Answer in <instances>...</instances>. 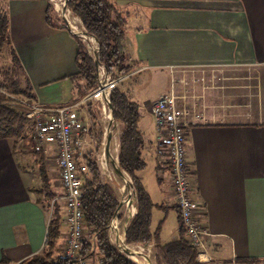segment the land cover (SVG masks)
<instances>
[{
  "label": "crops",
  "instance_id": "0c3cea01",
  "mask_svg": "<svg viewBox=\"0 0 264 264\" xmlns=\"http://www.w3.org/2000/svg\"><path fill=\"white\" fill-rule=\"evenodd\" d=\"M4 1L11 43L30 79L35 103L53 109L74 107L88 124V103H73L78 96L72 78L78 72L77 35L63 26L54 1ZM110 1L127 20L124 50L137 63L125 76L159 71L171 78L169 90L152 102L124 92L140 111L147 164L138 176L156 204L153 230L162 223L164 244L180 237L170 163L158 154L161 133L156 122L148 126L143 121L147 115L155 120L154 104L174 93L177 106L187 112L183 122L190 196L195 218L208 232L206 256L264 264V0ZM52 5L58 26L49 21ZM68 19L84 27L70 9ZM26 141L15 145L0 140V262L10 264L22 263L46 243L52 209L39 202L36 190L42 183L36 174L41 163L56 185L57 197L64 194L57 143L48 141L41 162L33 149V131ZM92 141V147L78 148L77 161L84 162V155L96 150ZM58 202L64 214L65 203ZM136 212L137 207L133 216ZM66 236L65 228L60 255Z\"/></svg>",
  "mask_w": 264,
  "mask_h": 264
},
{
  "label": "trees",
  "instance_id": "16d2710c",
  "mask_svg": "<svg viewBox=\"0 0 264 264\" xmlns=\"http://www.w3.org/2000/svg\"><path fill=\"white\" fill-rule=\"evenodd\" d=\"M68 7L72 15L82 21L86 31L100 40V61L112 79L118 75L125 76L137 67V63L131 61L124 50L123 40L127 20L117 6L110 0H69ZM49 13V21L57 22L55 25L58 26V12L53 5L50 6ZM75 38L78 42V72L72 78L76 80L78 96L73 103L81 101L98 89L97 70L87 43L81 37L75 36ZM7 51L11 53L12 63L7 67H0V140H10L13 144L19 145L28 140L33 131V122L27 117L19 100L36 102V96L11 43L7 5L4 0H0V59H4ZM110 98L120 129L117 153L119 165L131 176L136 192L137 212L127 226V243L140 247L152 245L153 264H203L198 258L199 251L189 242L184 229H180L178 239L166 244L160 240L162 223L157 230H153L152 218L156 204L138 176L147 164L144 159L145 139L139 128V107L122 92L119 86L111 91ZM94 104L88 103L93 122L89 136L95 143L97 142V146L96 150L86 153L83 157L88 168L83 185V215L86 229L84 256L88 257L92 264H96L99 260L103 264H139L138 262L145 264L143 259L135 255L130 257L138 262L123 254L110 239L109 227L119 205L120 196L117 189L105 180L100 168L98 154L104 131L95 112V107L98 105ZM28 132L30 134H27ZM36 154L42 162L44 159L42 151ZM38 168L42 178V183L36 188L41 194L39 202L48 210L52 209V214L43 249L20 264H76L58 254L63 232L61 222L63 211L57 201L58 193L50 181L45 165L41 163ZM95 234H97L96 250L91 252ZM250 263L259 264L260 261L251 259ZM0 264L10 263L3 260Z\"/></svg>",
  "mask_w": 264,
  "mask_h": 264
},
{
  "label": "built area",
  "instance_id": "2783aa9c",
  "mask_svg": "<svg viewBox=\"0 0 264 264\" xmlns=\"http://www.w3.org/2000/svg\"><path fill=\"white\" fill-rule=\"evenodd\" d=\"M52 1L57 11L61 12L64 0ZM102 74L110 93L125 77L118 75L112 79L107 74L105 66L102 67ZM99 93V89L94 90L82 103L99 99ZM21 103L27 117L33 122L34 151H42L51 139L58 145L57 165L64 194L57 197V201L62 200L65 203V213L61 222L67 232L63 256L76 264H92L91 260L84 256L86 229L83 215V185L88 168L85 162L76 159L78 148L92 147L93 141L89 137L90 126L84 124L82 118L72 111L74 107L53 109L35 102ZM152 114L161 133L158 154L167 156L170 163L179 212V227L187 232L189 242L199 251V260L205 264H252L237 257L226 261H214L206 256L204 249L208 242V232L196 220V204L190 196L185 147L186 124L183 122L187 112L177 106L176 95L168 93L157 100L152 108ZM96 237L97 234L93 237L91 252L96 250ZM96 264L103 263L99 260Z\"/></svg>",
  "mask_w": 264,
  "mask_h": 264
},
{
  "label": "rangeland",
  "instance_id": "374dc122",
  "mask_svg": "<svg viewBox=\"0 0 264 264\" xmlns=\"http://www.w3.org/2000/svg\"><path fill=\"white\" fill-rule=\"evenodd\" d=\"M11 63H12L11 62V53H10V51H7L4 59H2V58L0 59V67L1 68L4 66L7 67ZM165 74L166 73H162L159 71H145V72H142V73L134 75V76L128 75V76H125L121 80V82L118 86L122 90V92L129 94L132 99H141V100L150 99L152 102L159 97V94L161 92H166L169 90L167 83H168V85H169V83H171V78L167 79ZM108 94H110L109 89H108ZM19 101L20 102H23V101L29 102L28 100H25V99H20ZM91 102L95 103L94 105H98L97 107H95V112H97V115L99 118L98 121L101 124L104 133H105L106 126H108L111 123H113V125H116L114 132H113L112 151L117 156L118 147H119V136H120V129H119L118 123L115 124V122H113L112 120H110V121L106 120L103 100L95 99V100H92ZM30 103H33V102H30ZM88 103H90V102H88ZM143 121L148 126L152 125L153 122H155V120L149 115H147L145 117V119H143ZM88 124L91 127L93 122L91 120H89ZM27 134H30V133L28 132ZM103 141H104V135H103L102 143H101V145H99L100 151L98 154V158H99L100 168L102 170V174H103V177L105 178V180L110 182L117 189L119 196L121 197L122 191L120 189V184H119V181H121V177H119L117 175L114 168L110 169L108 166L103 165ZM23 144H24V142H23ZM26 144H27V141H26ZM95 146H97V142H96ZM25 170L27 172L28 169L25 168ZM36 170H37L36 171L37 177H39V174H40L39 168ZM147 172H148V170H147ZM53 187L54 188L56 187L55 183H53ZM130 205H131L132 210H133V213L131 216H133L134 212L136 211V199L135 198L131 201ZM129 207L130 206L128 205L127 207L124 208V210L122 211L121 218L119 219V227H120L121 231H124L126 221H127V219H129V213H128ZM154 222L155 223L158 222L157 216H154ZM64 233H65V227H63V232H62L63 235L60 239L59 247H60V245L64 239ZM110 239H111L112 244L115 247H117L116 244L112 240V235H110ZM122 241H123V239H122ZM143 248L146 249V251L148 252V254L151 257V255L153 253V247H150L148 245V246H145Z\"/></svg>",
  "mask_w": 264,
  "mask_h": 264
},
{
  "label": "water",
  "instance_id": "95a60500",
  "mask_svg": "<svg viewBox=\"0 0 264 264\" xmlns=\"http://www.w3.org/2000/svg\"><path fill=\"white\" fill-rule=\"evenodd\" d=\"M68 2H69V0H64L63 9L60 12V20H61L63 26L66 29L72 31L77 36L83 38L86 41L88 48H89V46H88L89 41H88V39L86 37L87 35L92 36L97 41V43H98L97 49L95 51H90V54H91V56L94 59L96 70H97L98 89L101 90L102 89V84L104 82L103 74H102V67L104 65L100 61L101 42H100V40L97 37H95L94 35L88 33L84 27H77V26H75L74 24H72L69 21V19H68V10H69ZM65 18H67L68 21H66ZM79 32H82V33L79 34ZM108 98H109L110 105L112 106V109H113L112 120L116 124L117 123L116 115H115V110H114V107H113V104H112V101H111V98H110V94H109ZM115 127H116V125H113V123H111L108 126H106V128H105L104 141H103V157L106 158V160H108V155H109V153L111 151V145H112V142H113V132H114ZM110 166L112 167V169L114 168V165L110 164ZM115 169L117 171H119V172H123V173L126 174L128 183H127V185L125 186L124 190L121 193L119 205L117 207V210H116V212L114 214V217L112 219L111 225L109 227V234L110 235H112L113 230H114L113 226H114V224L116 222L119 221L120 215L122 214V211L124 210L125 207L128 206V202L130 200L129 199V191H130V189L133 190L134 198L136 199L135 186H134V183H133V180H132L131 176L119 165V161H118V165L115 166ZM132 217L133 216L129 215V219H127V222L125 224V229L123 231L124 232L123 247H124L126 252H124L121 247H119L117 245L116 246L118 247V249L121 250V252L123 254L127 255L128 257H130V255H139V254H141L142 256L145 257V259L147 261V264H153L152 258L150 257V255L148 254V252L146 251L145 248L140 247V246H136V245H130V244L127 243L126 231H127L128 223L130 222ZM132 260H134V259H132ZM134 261H136V260H134ZM136 262H138V261H136ZM138 263L142 264L140 262H138Z\"/></svg>",
  "mask_w": 264,
  "mask_h": 264
},
{
  "label": "bare ground",
  "instance_id": "6f19581e",
  "mask_svg": "<svg viewBox=\"0 0 264 264\" xmlns=\"http://www.w3.org/2000/svg\"><path fill=\"white\" fill-rule=\"evenodd\" d=\"M65 20L68 21L67 18H65ZM81 33L82 32H79V34H81ZM86 37H87V39L89 41L88 46H89L90 50L91 51H95L97 49V47H98L97 41L92 36L87 35ZM108 96H109V94H108V86L106 85V82L104 81L103 84H102V89L100 90V93H99L98 97H99L100 100H103L106 120L110 121V120H112L113 109H112V106L110 105ZM112 147H113V142H112V145H111V151H110V153L108 155V160H106V158L103 157V165L108 166L110 169H112L110 164L114 165L115 172L117 173V175L119 177H121V181H119V184H120L121 191H123L125 186L127 185L128 181H127V177H126L125 173L119 172V171H117L115 169V166L118 165V157L116 156V154L113 153ZM133 197H134V192H133L132 189H130V191H129V199L130 200L128 202V205L130 206L128 208L129 215H132V213H133L132 207L130 205L131 201L134 199ZM113 228H114L113 233H112L113 242L117 246L121 247L124 252H126L124 247H123V243L124 242L121 240V232L122 231L120 230V227H119V221L114 224ZM135 256L139 257L140 259H143L145 261V264H147V261H146L144 256H142L141 254L135 255Z\"/></svg>",
  "mask_w": 264,
  "mask_h": 264
}]
</instances>
